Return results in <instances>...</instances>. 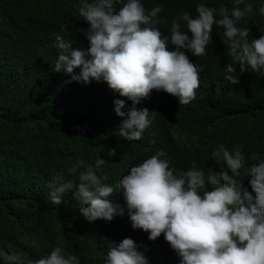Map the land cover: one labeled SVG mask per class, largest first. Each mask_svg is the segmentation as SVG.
I'll return each mask as SVG.
<instances>
[{"label":"trees","instance_id":"1","mask_svg":"<svg viewBox=\"0 0 264 264\" xmlns=\"http://www.w3.org/2000/svg\"><path fill=\"white\" fill-rule=\"evenodd\" d=\"M0 264H264V0H0Z\"/></svg>","mask_w":264,"mask_h":264},{"label":"clouds","instance_id":"2","mask_svg":"<svg viewBox=\"0 0 264 264\" xmlns=\"http://www.w3.org/2000/svg\"><path fill=\"white\" fill-rule=\"evenodd\" d=\"M95 45H97V44H99L100 43V35H98V34H96V37H95ZM200 218H201V215L200 214H198L197 215V221H196V223L198 224V222L200 221Z\"/></svg>","mask_w":264,"mask_h":264},{"label":"bare ground","instance_id":"3","mask_svg":"<svg viewBox=\"0 0 264 264\" xmlns=\"http://www.w3.org/2000/svg\"><path fill=\"white\" fill-rule=\"evenodd\" d=\"M216 211H217V210H216ZM216 211H215V213H216ZM209 212H210V211H209ZM207 215H208V214H207ZM209 215H210V214H209ZM218 217H219V216H218ZM215 218H216V217H215ZM226 223H227V222H226ZM226 223H225V224H226ZM204 238H205V236H204ZM204 238H203V239H204Z\"/></svg>","mask_w":264,"mask_h":264}]
</instances>
